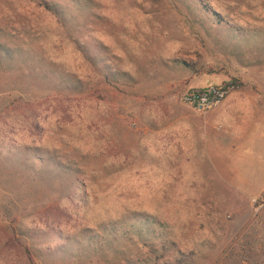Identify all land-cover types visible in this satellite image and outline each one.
Returning <instances> with one entry per match:
<instances>
[{
	"label": "rangeland",
	"instance_id": "rangeland-1",
	"mask_svg": "<svg viewBox=\"0 0 264 264\" xmlns=\"http://www.w3.org/2000/svg\"><path fill=\"white\" fill-rule=\"evenodd\" d=\"M197 2L0 0V264H264V190L181 99L255 117L264 0Z\"/></svg>",
	"mask_w": 264,
	"mask_h": 264
},
{
	"label": "crops",
	"instance_id": "crops-1",
	"mask_svg": "<svg viewBox=\"0 0 264 264\" xmlns=\"http://www.w3.org/2000/svg\"><path fill=\"white\" fill-rule=\"evenodd\" d=\"M252 98L250 94H230L218 107L204 114L218 113L217 119L210 118V126H216L219 119L231 125L229 141L235 170L233 181L239 189H248L256 194L264 190V101L254 96V100L257 99L255 117L240 114L245 109L243 102L246 99L251 102Z\"/></svg>",
	"mask_w": 264,
	"mask_h": 264
},
{
	"label": "built area",
	"instance_id": "built-area-1",
	"mask_svg": "<svg viewBox=\"0 0 264 264\" xmlns=\"http://www.w3.org/2000/svg\"><path fill=\"white\" fill-rule=\"evenodd\" d=\"M233 88L232 81L208 84L184 92L181 99L198 112L206 113L218 107Z\"/></svg>",
	"mask_w": 264,
	"mask_h": 264
},
{
	"label": "trees",
	"instance_id": "trees-1",
	"mask_svg": "<svg viewBox=\"0 0 264 264\" xmlns=\"http://www.w3.org/2000/svg\"><path fill=\"white\" fill-rule=\"evenodd\" d=\"M197 1H198L197 3H198L199 5H201V2H199L200 0H197ZM44 5H45L47 8L53 10L55 13H56V12H58V13L61 12V11H59V10L57 9V7H56L54 4L44 3ZM202 9H203V11H205V13H207V14H209V15H212V16H215V20H216L217 23H220V22L223 21V19L220 17V15H218L217 13H215V11L210 10L209 6H204V7H202ZM225 23L228 24L227 22H225ZM227 27H229V26H227ZM97 46H98V45L96 44L95 47H97ZM184 63H185L187 66H189V67L192 66V64L190 63V61H189V62H184ZM34 125L37 126V122H34ZM60 236H63V235L60 233ZM63 237H64V236H63ZM63 237H62V238H63ZM175 264H181V263L179 262V260L176 259Z\"/></svg>",
	"mask_w": 264,
	"mask_h": 264
}]
</instances>
